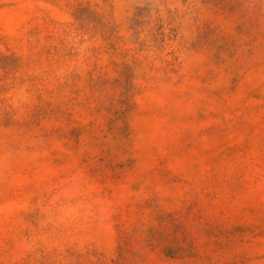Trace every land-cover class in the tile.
<instances>
[{"label":"rangeland","instance_id":"374dc122","mask_svg":"<svg viewBox=\"0 0 264 264\" xmlns=\"http://www.w3.org/2000/svg\"><path fill=\"white\" fill-rule=\"evenodd\" d=\"M0 264H264V0H0Z\"/></svg>","mask_w":264,"mask_h":264}]
</instances>
